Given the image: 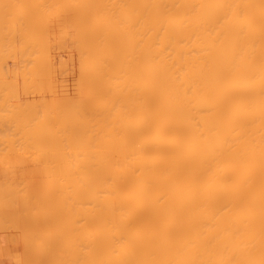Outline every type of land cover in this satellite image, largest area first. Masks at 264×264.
Returning <instances> with one entry per match:
<instances>
[{
	"label": "bare ground",
	"instance_id": "1",
	"mask_svg": "<svg viewBox=\"0 0 264 264\" xmlns=\"http://www.w3.org/2000/svg\"><path fill=\"white\" fill-rule=\"evenodd\" d=\"M13 1L14 264H264V0Z\"/></svg>",
	"mask_w": 264,
	"mask_h": 264
},
{
	"label": "rangeland",
	"instance_id": "2",
	"mask_svg": "<svg viewBox=\"0 0 264 264\" xmlns=\"http://www.w3.org/2000/svg\"><path fill=\"white\" fill-rule=\"evenodd\" d=\"M1 1L3 2L4 0H1ZM1 1H0V4H1ZM7 1H8V0H6V2H7ZM10 1H11V3H10ZM15 1H17V0H15ZM7 3H8L7 5H9V3H10V4H13V5L15 4L14 6H13V5H10V7L13 6V7H12V10L15 9V10H14L15 12H14V11H11L10 7H8V10H7L8 13H9V12H12V15H13V12L16 13V12L19 10V9L16 10V7H17L16 4H17V3H15L14 1L12 2V0H9V2H7ZM2 5H3V6L0 5V6H1L0 16L2 15L1 13L3 12V10H5V8L7 9V7H5V6H6L5 1H4V3H2ZM4 5H5V6H4ZM17 5H18V4H17ZM15 6H16V7H15ZM18 6H19V5H18ZM46 6H47V5H46ZM3 7H4V9L2 10ZM14 7H15V8H14ZM17 8H18V7H17ZM9 10H10V11H9ZM49 10H50V9H49ZM19 11H20V10H19ZM4 12H6V11H4ZM4 12H3V13H4ZM8 13H4V15H3L4 17H3V16L0 17V19H1V18H2V19L5 18V20H4L3 22L1 21L2 19L0 20V21H1L0 23H1L2 25L4 24L5 21H7V20L12 16L11 13H9L11 16H10V17H7V19H6V16H9ZM17 13H18V12H17ZM17 13H16V14H17ZM5 14H6V16H5ZM16 14H14V15L12 16V18H10V20H11L10 22H9V20H8V22H6V23L4 24V26H1V27H0V28H2V29H0V31H3V30H5V29H7L8 27L11 26V27H12V31H10V32H11V33H10V32H9L10 28H9V29H8V32H9L8 34H10V36H11V34H13V36H11V38H10V36H9L7 33H5V37L8 35V38H7V37L5 38V37H3V36H4V35H3V34H4V31H3V34L0 33V40H1L0 42H3L4 40H5L4 42H6V41H8V40H12L13 37H14L13 40L16 39V38H18V37H17V31H18V29H19V28H18V25H15V26L17 27V30H16V27L12 26V25H13V24H12V23H13L12 21H16V18H18V16H16ZM47 14H48V16H47V21H48V22H51V24H52V26H53V28L50 30V32H51V33H53V32L55 33V31H56V29L54 28V25L56 24L55 15L52 14V12H48V11H47ZM50 14H52V15L49 16ZM18 15H19V14H18ZM53 15H54V16H53ZM14 16H15V18H14ZM48 17H49V18H48ZM51 17H52L53 19H52ZM8 23H9V24H8ZM10 23H11V24H10ZM1 24H0V25H1ZM7 24H8V25H7ZM14 24H16V22H15ZM6 25H7L8 27H6ZM3 28H4V29H3ZM14 29H15V30H14ZM5 32H7V31L5 30ZM13 32H14V33H13ZM15 32H16V33H15ZM18 33H19V32H18ZM14 35H15V36H14ZM1 37H3V41H2V38H1ZM13 40H12L11 42H10V41L7 42V43L10 44L11 46H10V45H6V46H5V44H7V43H4V46L2 45V43H1V45H0V46H1L0 48L3 49L2 51L4 52V54H6L5 57H7V59L10 58L12 55L14 56V58L16 57L15 54H13V53H15L14 51L17 52V49L15 50V48L18 47V42H17L18 39L14 40V41L16 42V43H15V44H16L15 47L12 46V44H14V41H13ZM12 42H13V43H12ZM8 46L12 47V48H13L12 50H14V51L11 52V50H9L10 48H7ZM4 47H5V49H4ZM7 49L9 50V52H6V51H5V50H7ZM0 52H1V51H0ZM3 52L0 53V57H1V55L3 54ZM4 54H3V55H4ZM7 54H9V55L11 54V55H10V56H9V55L7 56ZM13 56L11 57V59H14ZM1 58H2V57H1ZM3 58H4V57H3ZM7 59H6V60H7ZM14 60H15V59H14ZM14 60H13V61H14ZM4 61H5V59H3V61H0V64L3 65L2 62H4ZM7 61H8V60H7ZM9 61H12V60H9ZM9 61L7 62L8 64H4V65L9 66V67H10V66L12 67L11 64H13V63H11V62H9ZM13 61H12V62H13ZM72 62H73V64H74V60H72ZM9 63H10V65H9ZM1 65H0V66H1ZM70 66H71V68H72V65H70ZM3 67H4V66H1V68H2L3 70L5 69L4 71H6V69L8 68V67H5V68H3ZM1 68H0V69H1ZM12 68H13V67H12ZM9 69H11V68H8V70H9ZM8 70L6 71V74H5L6 76L9 75V72L11 71V70H10V71L8 72ZM4 71L1 70L0 73H2V72H4ZM11 72H12V71H11ZM4 73H5V72H4ZM7 73H8V74H7ZM7 77H8V76H7ZM72 77H73L72 74H69V75H68V77L66 78L67 81H68V83H70ZM0 78H1V77H0ZM2 78L5 79L6 77L3 75ZM2 78H1V79H2ZM11 78H13V77H12V73H10L9 78H7L8 80L6 79V80L3 81V83H2V81H1L0 83H2V85L7 86V84L10 82V81H9V79H10V80H11L10 83L13 84V83H14V80L12 81ZM1 79H0V80H1ZM2 80H3V79H2ZM7 81H8V82H7ZM6 82H7V83H6ZM10 83H9V85H10ZM2 85L0 84V88L3 89L5 86L3 87ZM9 85H8V86H9ZM14 85H15V84H14ZM8 86L5 88V90H6V89L8 90L9 88L13 90V87H14V90H15V86L12 85V86H11L12 88H11L10 86H9V87H8ZM2 89H1L0 91H2ZM10 89H9V90H10ZM10 91H11V90H10ZM5 92H6V91H5ZM11 92H12V91H11ZM13 92L15 93V91H13ZM0 93H1V92H0ZM14 93H12V94L15 95ZM6 94H7V97L10 96V94L6 92L5 95H2V93H1V94H0V97L3 96V99H5L4 96H6ZM8 95H9V96H8ZM13 95H12V97H13ZM7 97H6V98H7ZM0 99H1V98H0ZM3 99H2V100H3ZM7 99H8V98H7ZM2 100H1V101H2ZM10 100H12V99H10ZM1 101H0V104H1L2 102H7V103L11 104V102H12V101L9 102V100L7 101L6 99H5V101H2V102H1ZM1 107H2V105H0V108H1ZM10 108H11V107H10ZM0 182H1V181H0ZM12 207H13V206H0V211H1V213L3 214V212H4V213L7 212V211H8L10 208H12ZM3 215H4V214H3ZM0 218H1V220H0V221H1V224H0V225H2V224L4 223L5 220H4V217L2 218V216H1ZM15 241H16V240H14L13 242H11V243H9V244H6L7 246L9 245L10 248L12 247L11 249H9L8 247H6V245H4L3 247L0 248V252H4L3 254H0V260H2L4 263H3L2 261H0V264H6V262H7L8 264H14L15 261H17V260H18L19 262H21L20 260L23 258V257H21V256L24 255V254H22V253H20V255H19V254H16V252L19 253V252H21V251H19V249H20V244H19L18 246H17V245L14 246V249H13V246H12V245H15ZM12 243H13V244H12ZM6 249H9V250H12V249H13V250L11 251L10 255H11V254L14 255V253H15L16 256L19 255V256L16 257L17 259H16L13 255H11V256H13V257L15 258V259H13V260L10 259V258H12L11 256H10V257L5 256V255H7V252L9 251V250L6 251ZM9 252H10V251H9ZM5 253H6V254H5ZM21 254H22V255H21ZM3 255H4V258H3ZM1 256H2V257H1ZM6 257L8 258V261H7V258H6ZM20 257H21V258H20ZM25 257H27V256H25ZM19 258H20V259H19ZM5 259H6V260H5ZM9 259H10V260H9ZM26 259H27V261H28L30 264H32L31 261H29V260H30L29 258H26ZM26 259H25V262H27ZM11 260H12V261H11ZM13 261H14V262H13ZM23 261H24V260H23ZM12 262H13V263H12ZM19 262H18V263H19ZM29 263H28V264H29ZM16 264H17V263H16ZM19 264H20V263H19ZM21 264H23V263H21ZM25 264H27V263H25Z\"/></svg>",
	"mask_w": 264,
	"mask_h": 264
}]
</instances>
